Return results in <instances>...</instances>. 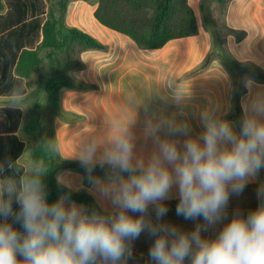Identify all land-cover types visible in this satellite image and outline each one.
Here are the masks:
<instances>
[{"label":"clouds","instance_id":"obj_1","mask_svg":"<svg viewBox=\"0 0 264 264\" xmlns=\"http://www.w3.org/2000/svg\"><path fill=\"white\" fill-rule=\"evenodd\" d=\"M244 83L251 98L242 104L238 130L218 115L219 105L199 113L202 131L195 136L186 119L146 110L145 138L154 144L147 159L135 154L128 128L104 145H85L77 159L111 213L89 211L67 193L50 203L41 172L0 184V264H128L133 242L145 233L154 237L153 264H264V184L254 210H237L214 237L202 235L227 219L230 198L264 170V99L254 98L252 80ZM182 100L176 97V105ZM181 136L182 143L173 139ZM97 167L105 170L104 180L94 174ZM173 189L176 215L203 224L185 231L162 222Z\"/></svg>","mask_w":264,"mask_h":264},{"label":"crops","instance_id":"obj_2","mask_svg":"<svg viewBox=\"0 0 264 264\" xmlns=\"http://www.w3.org/2000/svg\"><path fill=\"white\" fill-rule=\"evenodd\" d=\"M11 1L0 12V166L4 167L0 184L9 179L19 181L38 172L32 160L37 142L22 132L36 108L42 112L43 131L53 139L58 155L64 160L79 162L77 156L85 145L93 142L104 145L125 128L134 137L135 154L147 159L154 144L145 138L146 110L149 115L163 111L170 117L175 115L177 120L186 119L191 135L195 136L202 131L199 113L214 105L221 108L218 115L236 122L238 130L242 104L251 98L245 87L246 79L254 82V98L264 99V0H188L196 16L197 34L172 40L154 50L141 49L129 36L101 25L94 17L97 5L73 0L69 1L66 24L94 37L106 50L89 51L80 56L84 67L74 70L72 75L92 88L63 91L60 112L49 111L51 114L47 117L43 113L48 104L41 74H34L30 79L20 78L15 74L13 61L15 57L17 62L22 50L35 49L41 43L43 36L37 23L42 27L47 19L46 4L40 0V12L33 14V9L28 8L23 22L14 24ZM210 56L208 65L198 70ZM50 73L51 68L45 63L43 74ZM176 97L183 98L179 106L175 103ZM11 101L18 102L15 110L9 107ZM181 111L186 115H179ZM173 139L182 143L185 137ZM28 150L30 154L25 159ZM102 175L100 179L104 180L105 170ZM57 180L73 192H86L92 198V204L83 205L87 210L101 214L113 211L96 189L86 185L84 174L62 170ZM261 184H264V170L241 195L230 198L227 219L202 235L214 237L237 210L244 215L254 210L260 203L256 193ZM165 203L169 212L162 222L185 231H192L197 223L203 224L202 218L192 221L176 215L175 189ZM13 207L18 210L15 203ZM149 212L155 222V213L151 208ZM153 242L154 237L146 233L135 240L133 257L128 264H153L148 257Z\"/></svg>","mask_w":264,"mask_h":264},{"label":"trees","instance_id":"obj_3","mask_svg":"<svg viewBox=\"0 0 264 264\" xmlns=\"http://www.w3.org/2000/svg\"><path fill=\"white\" fill-rule=\"evenodd\" d=\"M69 1L59 0L56 6L49 8L42 27L36 22L37 29H41L43 36L41 43L35 49L22 50L17 62L15 57L13 60L16 76L30 79L34 74H41L42 90L53 114L60 112L63 91H87L92 88L72 75L74 70L84 67L80 56L89 51L106 50V46L94 37L66 24ZM83 1L97 5L94 17L101 25L129 36L144 50L160 49L172 40L191 37L198 32L196 16L188 0ZM38 2L40 0H12L10 6L14 11L13 23L23 22L28 8L33 9V14L40 12ZM210 58L211 56L198 70L204 69ZM45 63L51 68L49 76L43 74ZM42 127V112L36 108L23 125L22 132L33 136L37 142L32 151V160L38 172L43 173L48 201L51 203L67 193L75 203L85 206L92 204V198L86 192H73L58 183L59 171L72 170L84 176L85 173L79 162L67 161L58 155L52 143L53 139L44 133ZM102 172L99 167L94 170L98 178L104 177ZM85 182L89 185L87 179Z\"/></svg>","mask_w":264,"mask_h":264},{"label":"rangeland","instance_id":"obj_4","mask_svg":"<svg viewBox=\"0 0 264 264\" xmlns=\"http://www.w3.org/2000/svg\"><path fill=\"white\" fill-rule=\"evenodd\" d=\"M7 1H8V0H0V12H1V13L4 12L5 9H6V5H8V4H7ZM58 1H59V0H44V2H45V4H46L47 11L49 10V8H50L51 6H54V5L56 6L57 3H58ZM71 1H73V0H70V2H71ZM37 74H40V73H37ZM49 111H50V110H48V108L46 107V108L43 110V113H44L47 117H49L50 114L52 113V112L50 113ZM50 138H51V137H50ZM29 154H30V151L28 150V151L26 152V154H25V159L28 158Z\"/></svg>","mask_w":264,"mask_h":264}]
</instances>
